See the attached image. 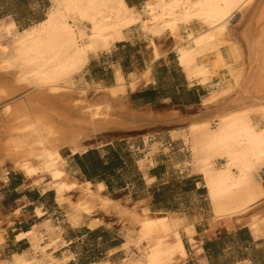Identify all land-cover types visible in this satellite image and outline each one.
<instances>
[{"label": "bare ground", "instance_id": "obj_1", "mask_svg": "<svg viewBox=\"0 0 264 264\" xmlns=\"http://www.w3.org/2000/svg\"><path fill=\"white\" fill-rule=\"evenodd\" d=\"M53 2L44 21L28 29L19 31L14 22L0 21V118L18 110L14 124L0 125V165L8 164L36 184L46 183L65 200L79 194L66 213L72 225L84 223L97 210L98 200L71 175L67 157L85 153L88 140L127 124L115 112L125 108L115 99L125 94L126 85L119 74L116 87L109 90L112 101L98 102L85 97L87 88L75 99L62 92L69 89L64 84L78 86L90 54L110 50L133 27L145 35H178L173 48L190 79L207 83L218 68L233 77L226 92L204 100L206 110L188 131L213 217L231 223L252 215L250 226L257 231L256 214L264 208L259 181L264 168V0H147L142 9L126 0ZM204 55H211L212 62L201 61ZM116 211L135 233L122 248L131 243L145 247L129 264L185 263L182 230L196 248L193 226L182 218L171 216L164 222L154 220L147 209L141 214L122 207ZM36 234L34 248L13 255V264H33L34 249L42 250L44 239ZM49 234V247L55 251L64 243L59 246L60 235Z\"/></svg>", "mask_w": 264, "mask_h": 264}, {"label": "crops", "instance_id": "obj_2", "mask_svg": "<svg viewBox=\"0 0 264 264\" xmlns=\"http://www.w3.org/2000/svg\"><path fill=\"white\" fill-rule=\"evenodd\" d=\"M126 1L138 8L147 0ZM51 5L52 0H0V21L12 19L19 29H28L44 21ZM176 55L168 36L145 35L137 26L110 50L90 54L80 87L87 88L88 99L112 101L109 90L116 87L120 74L126 91L115 101L125 108L115 112L130 126L111 130L112 138L85 153L69 155L68 169L80 183L102 185V195L115 205L137 212L147 209L153 217L162 215L160 221L179 217L192 225L196 248L181 231L185 264H264V208L256 214L255 232L250 226L252 215L231 223L213 217L208 190L194 169L184 138L205 110L212 80L202 85L199 78L190 79ZM12 170L0 172V264H13V255L33 249L36 233L46 241L40 243L42 250L34 249L33 264H50L53 257L66 260L60 264H82L96 254L105 255L103 262L120 264L123 259L118 257L128 253V247L122 246L134 235L127 221L94 213L74 226L53 190ZM259 177L264 186V168ZM92 221L98 223L91 225ZM54 229V235H60L58 245L64 243L55 251L46 238ZM95 232L102 237L97 243L91 235Z\"/></svg>", "mask_w": 264, "mask_h": 264}, {"label": "rangeland", "instance_id": "obj_3", "mask_svg": "<svg viewBox=\"0 0 264 264\" xmlns=\"http://www.w3.org/2000/svg\"><path fill=\"white\" fill-rule=\"evenodd\" d=\"M54 0H52V5L50 6L51 8L53 7V4H54V2H53ZM138 1H141V0H130V2H132V3H135V2H138ZM146 2V1H145ZM48 4H43V7H45V6H47ZM144 5V4H143ZM143 5H140L138 8L139 9H142V7H143ZM49 7V8H50ZM47 9V12H46V15L48 14V12H49V10L51 9ZM6 23H13L14 22V20H12V19H3ZM16 27H17V25H16ZM17 29L19 30V31H21L22 29H19L18 27H17ZM147 35V34H146ZM152 36H158V37H161V35H155V34H153ZM162 36H168L170 39H172V42H173V46H174V44L180 39L179 37L180 36H178V35H171V34H162ZM171 36V37H170ZM173 36V37H172ZM173 50H174V48H173ZM175 51V50H174ZM175 53H176V51H175ZM177 54V53H176ZM177 56V55H176ZM177 59H178V56H177ZM201 61H204V62H207V63H210V62H212V56L211 55H204L203 57H202V59H201ZM229 70H227V69H212V72H213V74L211 75V78L208 80V82L207 83H202L201 81H200V83L202 84V85H209L210 84V82H211V80H212V84H211V92L212 93H210V95L208 96V97H210V96H214V95H216V94H221V92L223 93V92H226L228 89H229V87L232 85V83H233V77L231 76V73H229L228 72ZM200 80V79H199ZM69 82H71V81H67L64 85L65 86H67V87H69V89H63V91L62 92H65V93H68V94H71V95H74L75 97V99H80L81 98V96H82V92L80 91V89L82 88V87H80V85H78V86H74L73 84H72V82L71 83H69ZM71 87H73L74 89H70ZM227 89V90H226ZM226 90V91H225ZM69 91V92H68ZM73 91V92H72ZM221 91V92H220ZM87 95H88V91L86 92V95H85V97H87ZM88 98V97H87ZM86 98V99H87ZM89 100H91V99H89ZM6 103H9V101L7 102L6 101ZM10 104H11V102H10ZM4 105V104H3ZM2 105V106H3ZM204 105H205V103H204ZM2 106H0V110L2 109ZM12 107H14V106H12ZM13 109V110H12ZM11 109V113H10V115L8 116V117H5V118H0V125H8V126H11L12 124H14V121H15V119L17 120V113H18V110H17V108H12ZM205 110H206V107H205ZM204 110V111H205ZM12 111H16V112H13V114H12ZM203 111V112H204ZM14 114L16 115V116H14ZM13 115V116H12ZM7 121V122H6ZM214 127V126H213ZM189 128H190V125H189ZM188 128V130L184 133V138H185V141H186V144L188 145V147H189V150H190V153H191V146H190V134H189V129ZM111 131H106V133L105 132H103V133H105V134H103V133H101L99 136H97V137H95V138H93V139H90V140H88L87 142H86V146L88 147V148H90L91 146H95V145H97V144H100V143H102V142H104L107 138H112V136H113V134L112 133H110ZM104 138V139H103ZM188 139V140H187ZM111 140V139H110ZM189 141V142H188ZM191 155H192V163H193V166H194V169H195V171L197 172V173H199L198 172V168H197V166H196V161H195V159H194V156H193V154L191 153ZM194 159V160H193ZM196 166V167H195ZM11 169H10V166L8 165V164H1L0 165V172L4 175L5 173H6V171H10ZM84 186H85V188L88 190V192L96 199L95 201H97L96 202V209L97 210H94L95 212V214L94 215H100L101 213H104L105 215H117V209L118 208H121L119 205H115L114 204V202H113V200H111V199H109V198H106V197H104L103 195H102V191L104 190V187L102 186V185H99V186H96L95 188L92 186V184L91 183H82ZM44 187H45V185H46V183L45 184H42ZM205 185V184H204ZM47 187H45L46 189H50L49 188V186L48 185H46ZM208 190V189H207ZM55 194H56V199H57V201H59L60 203H61V205H64V206H66V208L68 207V203H72L73 201L71 200V197H73V200H75L74 202H76V201H78V199H79V194H77V193H74L71 197H70V199H68V200H65V198L64 197H59V195L55 192ZM64 198V199H63ZM208 198H209V200H210V197H209V193H208ZM62 199V200H61ZM70 200V201H69ZM98 203V204H97ZM101 203V204H100ZM105 203V204H104ZM210 203H211V201H210ZM99 204H100V206H99ZM105 206H104V205ZM112 204V205H111ZM98 205V206H97ZM98 207V208H97ZM112 207V208H111ZM114 207V208H113ZM116 207H117V209H116ZM123 208V207H122ZM137 212V211H136ZM141 212L142 211H140V212H137L138 214H141ZM92 216V215H91ZM162 215H155L154 217L152 216V218L154 219V220H161V219H164V218H160ZM168 216H171V215H168ZM167 216V217H168ZM166 217V218H167ZM125 221H127L128 222V224H129V229H128V231H130V229L132 228L131 227V224H130V221H128V220H125ZM54 228V227H53ZM131 232V231H130ZM51 233H53V236H55L54 235V230L51 232ZM132 234H134L133 235V237L135 236V233L134 232H131ZM98 232H95V233H92L91 235H93L94 236V238H95V242L97 243V242H99V241H101L102 240V237H100V235L98 236ZM51 236V235H50ZM50 236H48V237H46L47 239H48V242L47 243H49V240H50ZM133 237H127V238H133ZM127 238H126V240H127ZM43 241L45 242L46 241V239L44 238L43 239ZM46 243V244H47ZM131 245V246H130ZM128 247L129 248H127V250L126 251H128V253H127V255L125 256V254L124 255H122V256H119L118 257V261H120V260H122L121 262H120V264H129L130 263V261H132L133 259H136L138 256H140V254L145 250V247H144V245H136V244H134V243H131ZM197 247V246H196ZM125 256V257H124ZM103 258H105V255L103 256V255H98V254H96V255H94L93 257H90V258H86L85 260H84V262L82 263V264H96L97 262L99 263V262H102V261H104L105 259H103ZM52 259V263L50 262V264H60V263H63V262H65L66 260H58V259H55L54 257L53 258H51ZM101 259V260H100ZM99 260V261H98ZM129 260V261H128ZM50 261V260H49ZM113 264V263H112ZM182 264H185V263H182Z\"/></svg>", "mask_w": 264, "mask_h": 264}, {"label": "snow or ice", "instance_id": "obj_4", "mask_svg": "<svg viewBox=\"0 0 264 264\" xmlns=\"http://www.w3.org/2000/svg\"><path fill=\"white\" fill-rule=\"evenodd\" d=\"M201 6L202 5H197V7H201ZM260 139H261V142L264 143V132L260 133ZM15 264H24V262L22 260H17ZM242 264H245V262H242Z\"/></svg>", "mask_w": 264, "mask_h": 264}, {"label": "trees", "instance_id": "obj_5", "mask_svg": "<svg viewBox=\"0 0 264 264\" xmlns=\"http://www.w3.org/2000/svg\"><path fill=\"white\" fill-rule=\"evenodd\" d=\"M76 157H78V155Z\"/></svg>", "mask_w": 264, "mask_h": 264}]
</instances>
